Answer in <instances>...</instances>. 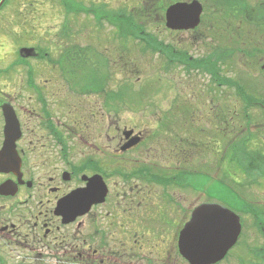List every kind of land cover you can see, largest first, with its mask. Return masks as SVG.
<instances>
[{
	"label": "flooded vegetation",
	"instance_id": "obj_1",
	"mask_svg": "<svg viewBox=\"0 0 264 264\" xmlns=\"http://www.w3.org/2000/svg\"><path fill=\"white\" fill-rule=\"evenodd\" d=\"M170 4L163 11L164 27L169 31H188L170 30L166 26L165 11ZM247 19L244 20L248 22ZM88 21L86 17L84 22ZM113 30L117 31L114 25ZM114 33L123 39L124 44L128 43L126 53H129L132 44L129 41L134 42L131 33H127L128 37L125 38ZM242 51L255 53L252 49L242 48ZM90 52L89 56L93 55L96 60L89 56L86 60L98 68L100 74H97L96 80L72 81L70 72L67 74L66 70V74L60 73L61 82L55 79L59 67L54 63L52 66L56 70H52L44 79L35 80V71L28 67L15 83H0V155L7 149L2 156L6 166L0 169V264L185 262L178 249L179 231L185 223L184 209L180 203L176 204L174 210L161 208L159 203L157 208L153 207L154 198L163 197L169 204L172 194L168 198L161 192L156 193L154 186L162 183L164 177L153 170L152 164L140 165L136 159L140 148H144L148 160L151 159L149 148H152L153 131L150 133L136 128L133 118L121 120V105L113 103L119 98H105L106 83L103 77L105 57L112 64L116 65V62L104 51ZM261 53L262 67L264 49ZM16 55L12 62H16L17 68H24L26 59L40 57L36 50L28 56L21 51ZM224 56V50L215 49L210 54L196 57L195 71L204 69L210 73L211 81L221 78L223 82L226 78L219 77L217 66ZM0 61L6 64L0 67L1 70L8 67V59ZM217 82L215 84L222 85ZM245 101L263 104L261 99L248 98ZM5 110L16 119L11 139L8 130H5ZM106 110H110L107 117L114 121L107 125ZM169 115L166 113L163 116ZM228 115V119L233 118L232 114ZM218 116L217 112H210L209 120ZM229 128L225 134L231 131ZM183 132L174 134L168 131L167 135L174 134L179 140L172 143L167 141V145L162 147L166 159L178 165L185 163L192 152L198 156L200 149L199 133L193 131L192 134L180 135ZM106 137L115 143L106 144ZM136 140L138 143L127 145ZM215 141L208 147L210 164L214 163L210 148ZM207 143L210 144V141ZM198 166L199 163L194 165L195 173L199 172ZM209 168L211 173L214 168ZM175 169L183 172V168ZM256 178L253 175L249 177L252 184L258 182ZM233 180L236 185L240 183V179L230 173L228 189L236 199L244 201H239L233 210L242 216V230L235 246L240 244L251 251V264H264V210L246 202L241 193L233 189ZM240 186L244 184L240 183ZM101 187L105 193L98 197ZM79 189H86L82 195L86 200L82 209H73V204L59 208L68 195ZM176 189H172L174 194L177 193ZM194 193L200 194L196 190ZM177 196L181 200L183 195ZM89 200L93 201L88 205ZM246 218L249 219L248 225ZM248 229H256L258 234L249 235ZM253 239H256L254 244Z\"/></svg>",
	"mask_w": 264,
	"mask_h": 264
},
{
	"label": "rangeland",
	"instance_id": "obj_2",
	"mask_svg": "<svg viewBox=\"0 0 264 264\" xmlns=\"http://www.w3.org/2000/svg\"><path fill=\"white\" fill-rule=\"evenodd\" d=\"M125 1L8 0L0 11V59H8L9 65L3 70L0 68V83H15L19 75L26 72L25 67L11 66V62L17 58L16 54L21 50L35 49L41 54L43 49L50 53L51 59H54V57L59 58L65 52L64 49L70 47L74 41L77 48L85 50L87 55L91 54V50L104 51L116 62V65L112 64V61L107 62V70H104L108 74L105 98L107 92L117 93L119 90V100L113 103L116 106L121 105V120L133 118L136 128L145 129L146 132L153 131L150 132L151 159L148 160L144 148L137 150L136 159L140 165L152 164L153 170H157L164 177L162 183L154 186L156 193L161 192L168 198L172 194L169 204L163 197L154 198V208H157L159 203L161 208L174 210L176 204L180 203V207L184 209L185 220L189 217L190 211L204 201L217 202L234 210L237 204L244 201L236 199L227 187L232 173L240 179V183L244 184L240 186L239 183L237 185L232 183L233 189L240 192L246 202L264 210V174H262L264 167L261 173L251 166H264V108L246 106L236 95L233 86L229 85V83L233 85V82L238 84L246 95L252 99H261L264 103V70L261 68L264 26L244 20L246 17L249 21L264 20V16L261 17V14H264V0H240V3L247 8V12L243 10L242 14L235 0H201L203 6L201 23L194 30L169 31L166 30L163 22L147 27L148 36L153 42L168 44L176 51H185L193 59L210 54L215 49L224 50L225 56L218 63L217 70L219 77L231 82L226 79L222 82L219 78L217 81L222 83L221 86L215 84L217 81H211L210 73L204 69L195 71L193 67L180 62L173 63L171 59L166 65V57L159 53L151 42L149 45L152 46V50L143 51L147 42L141 37L132 36L136 46L130 40L129 42L132 43L130 51L126 53L128 43L124 44L121 41L123 39L115 35L113 23L108 19L93 18L101 16L94 15L100 10V5L103 6L101 10L104 14L107 11L114 15H119L117 10L128 15L138 6V2L140 5V0ZM86 17L88 22H84ZM85 23L87 26H84ZM77 25H82V28L84 26L79 36L75 35L79 32ZM69 26H73L75 30L71 33L73 40H63L60 36L65 35L63 32ZM242 48L252 49L255 53L241 52ZM89 58L96 60L93 55ZM47 60L48 58L44 62H37L29 58L25 60L24 65L30 62V66L35 71V80H40L47 77L52 70H56V67L54 68ZM5 65L0 61V67ZM76 73L78 82L84 81L86 76L89 79L93 78L88 66L82 73ZM55 79L61 82L63 80L58 70ZM211 99L213 101H210ZM171 107L172 110L168 112ZM211 107L213 110H210ZM109 111H105L106 125L114 122L111 117H107ZM210 112H217L218 118L209 120ZM166 113L170 115L163 116ZM228 114H232L233 118L228 119ZM229 126L231 131L225 134ZM168 131L174 134L185 131L180 135L198 132L201 140L198 156H194L192 152L186 158L187 161L180 165L167 160L166 152L162 147L167 145V141L172 143V141L178 142L179 139L173 136L174 134L167 135ZM109 134L113 133L110 131ZM208 141L210 144L207 143ZM212 141H215L214 146L210 148L214 163L210 164L208 147ZM114 143V140L106 137V144ZM249 159H252V163L248 162ZM198 163L199 172L195 173L194 165ZM209 166L214 168L211 173ZM246 166L251 173L242 168ZM174 167L178 170L183 168V172H178ZM251 175L257 177L256 184L251 183L249 179ZM173 177H175L174 181ZM246 177L247 179L244 180ZM173 187L177 188L175 194L172 191ZM193 188L194 191L200 192L199 196L193 193ZM177 194L183 195L181 200ZM164 213L169 216L167 212ZM248 224L249 219H247ZM157 225L160 228V223ZM248 231L249 235L258 234L256 229H248ZM252 243H256V239H253ZM252 262L251 251L239 244L230 249L226 258L217 264H251ZM179 264L188 263L180 261Z\"/></svg>",
	"mask_w": 264,
	"mask_h": 264
},
{
	"label": "water",
	"instance_id": "obj_3",
	"mask_svg": "<svg viewBox=\"0 0 264 264\" xmlns=\"http://www.w3.org/2000/svg\"><path fill=\"white\" fill-rule=\"evenodd\" d=\"M201 11V4L197 0H192L189 3H174L166 9V26L175 30L193 29L199 23ZM26 52H30V50ZM262 67L264 68V64ZM4 113L5 128L8 129V136L11 139L16 120L6 110ZM127 133H131V131ZM136 142L138 141L129 142L127 145ZM6 150L0 155V169H4L6 166L2 161V156ZM85 192L86 189L74 191L60 203L59 208L73 204V209H82L86 203L82 197ZM104 193L105 191L101 187L98 197L103 196ZM67 201L72 203H65ZM92 201L89 200L88 205ZM240 228L239 217L233 211L218 203L200 204L193 209L190 219L180 231L179 252L189 264H216L223 260L227 252L233 247L240 233Z\"/></svg>",
	"mask_w": 264,
	"mask_h": 264
},
{
	"label": "trees",
	"instance_id": "obj_4",
	"mask_svg": "<svg viewBox=\"0 0 264 264\" xmlns=\"http://www.w3.org/2000/svg\"><path fill=\"white\" fill-rule=\"evenodd\" d=\"M128 0H126L125 2H127ZM175 1H182V0H140V5L138 2V6L134 7L128 15H126V13H121L120 10H118L117 12L119 13V15H114V14H109L106 13L104 14L101 10V6L99 7L100 10L97 11V13H95L94 15H101L100 17H98V19H108L110 22L113 23V25L115 26V29L117 30L116 32L120 35L123 36V38L128 37L127 33H131V35L135 38L141 37V39L145 40V42H147L146 44H149V42L151 43H155L152 41V39L148 36L149 33L147 31V27L154 24V25H158L159 23H162L163 21V11L166 5L175 2ZM233 1V0H232ZM7 2V1H6ZM124 2V0H123ZM236 5L238 4V7L240 10V13H243V10L245 11V13L247 12V8L244 7L243 4L240 3V0H235ZM76 3V2H75ZM78 5H80L79 2H77ZM241 6V8H240ZM246 9V10H245ZM104 14V15H103ZM264 14H261V17H263ZM97 18V17H96ZM78 26V30L79 32L76 33V36H79L80 31L84 28V26H86V24H84L83 28L81 27L82 25H77ZM73 26H69V28H66V30H64V34L63 36H60L61 38H63V40L65 39H71L73 40V37L71 36ZM85 30V29H84ZM75 31V30H74ZM130 35V34H129ZM78 46L76 45V42H72V45L70 47H66V49H64L65 52H63L59 58H55L51 59L50 56L46 57L43 54H41L40 59H47L48 58V62L51 64L56 63V65L59 67L60 73L62 72L63 74H68L71 76L72 81H77L76 80V72H81L85 71V67H89L91 74L93 75V80H96L97 74L99 72L98 68L96 69L93 65L91 64V61L86 60L87 57L89 55H87L85 53V50H83L82 48L79 49L77 48ZM43 50V49H42ZM177 53V51H175ZM182 52V51H181ZM183 53V52H182ZM46 54V53H45ZM179 56H174V58H170L173 59L174 61L177 60L179 62H187L189 66H193L191 62H189V59L185 56H182L181 53L178 54ZM171 56H173V53L171 54ZM107 62L108 59L107 57H105V61H104V68H103V77H104V81H107V76L108 74H106L104 72V70H107ZM72 65V66H71ZM68 70L66 73L65 71ZM84 81L89 80L88 76H86L84 79ZM230 85V84H229ZM233 87L236 89V92L238 93L239 97L243 98V99H248V98H252L248 95H246L243 91V89L238 85L235 84L233 82ZM105 91H106V86H105ZM108 94L106 95V97H108L109 95L112 97L114 95L110 94L109 92H107ZM113 93V92H111ZM116 96H120V93H113ZM264 104V103H263ZM179 140V139H178ZM248 162L252 163V159H249ZM250 163H249V168H250ZM253 166L255 169L262 171L263 170V166L261 167L260 165H251ZM248 166L245 167V169H248ZM247 171V170H246ZM247 171V172H248Z\"/></svg>",
	"mask_w": 264,
	"mask_h": 264
},
{
	"label": "bare ground",
	"instance_id": "obj_5",
	"mask_svg": "<svg viewBox=\"0 0 264 264\" xmlns=\"http://www.w3.org/2000/svg\"><path fill=\"white\" fill-rule=\"evenodd\" d=\"M2 9H3V8H2ZM2 9H1V10H2ZM1 10H0V11H1Z\"/></svg>",
	"mask_w": 264,
	"mask_h": 264
}]
</instances>
